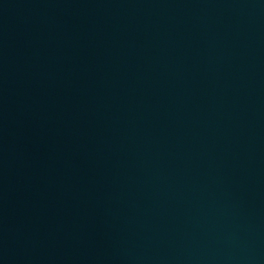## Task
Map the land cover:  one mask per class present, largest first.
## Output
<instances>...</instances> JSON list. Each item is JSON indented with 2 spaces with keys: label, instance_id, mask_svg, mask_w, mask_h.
I'll return each instance as SVG.
<instances>
[{
  "label": "water",
  "instance_id": "water-1",
  "mask_svg": "<svg viewBox=\"0 0 264 264\" xmlns=\"http://www.w3.org/2000/svg\"><path fill=\"white\" fill-rule=\"evenodd\" d=\"M0 264H264V0H0Z\"/></svg>",
  "mask_w": 264,
  "mask_h": 264
}]
</instances>
